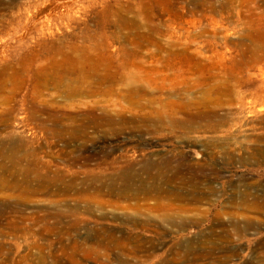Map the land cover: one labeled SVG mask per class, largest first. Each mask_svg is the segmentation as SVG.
Returning a JSON list of instances; mask_svg holds the SVG:
<instances>
[{
  "label": "rangeland",
  "instance_id": "obj_1",
  "mask_svg": "<svg viewBox=\"0 0 264 264\" xmlns=\"http://www.w3.org/2000/svg\"><path fill=\"white\" fill-rule=\"evenodd\" d=\"M164 53L150 79L192 87L175 118L33 116L71 102L38 57ZM127 148L189 175L120 177ZM0 264H264V0H0Z\"/></svg>",
  "mask_w": 264,
  "mask_h": 264
},
{
  "label": "bare ground",
  "instance_id": "obj_2",
  "mask_svg": "<svg viewBox=\"0 0 264 264\" xmlns=\"http://www.w3.org/2000/svg\"><path fill=\"white\" fill-rule=\"evenodd\" d=\"M146 56L73 54L38 57L48 63L44 67L46 70L55 71L58 78L66 79L65 84L70 82L71 102L69 107H52L41 103L32 109L33 116L46 132L60 137L67 135L77 125L87 124L86 121L92 123L93 127L105 123L144 126L148 121L168 119L172 115L175 118L177 112L188 106L190 98L186 94L192 87L178 82L173 84V81H153L148 75L151 69H156L150 66L153 61L160 62L157 68L164 75L177 69L174 63L178 57L170 53ZM38 59L36 56L30 57L31 62ZM94 88L114 95L108 99L89 98L94 95ZM165 107H169L170 111ZM137 155L136 150L127 148L125 153L105 162V165H111L108 167H112L115 174L126 179L138 171L148 176L170 173L168 177L172 179L189 175L183 170L184 165H170V160L151 162ZM68 161L69 165H73L78 158L69 156Z\"/></svg>",
  "mask_w": 264,
  "mask_h": 264
}]
</instances>
